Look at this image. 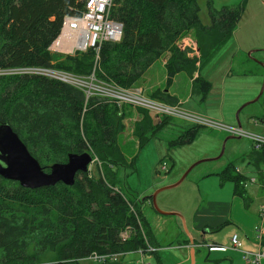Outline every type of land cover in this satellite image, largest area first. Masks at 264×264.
Wrapping results in <instances>:
<instances>
[{
  "label": "trees",
  "instance_id": "16d2710c",
  "mask_svg": "<svg viewBox=\"0 0 264 264\" xmlns=\"http://www.w3.org/2000/svg\"><path fill=\"white\" fill-rule=\"evenodd\" d=\"M142 2L111 0L108 17L122 24L121 39L102 43L98 53L87 50L77 64L87 75L76 74L78 79L93 75L99 82L129 89L169 53L165 63L169 86L177 73L194 72L188 50L178 46L183 37L195 32L198 42L206 39V61L234 32L244 12L243 4L216 10L213 0H208L210 24L203 26L198 0ZM84 7L85 0H0V70L58 71L60 64L54 63L48 48L59 36L64 18L78 17ZM94 55L93 68L89 59ZM194 82L202 103L211 84L200 77ZM83 96L82 89L43 75L1 74L0 124L12 129L45 172L52 165L65 164L70 154L111 148L120 155L116 118L123 104L91 95L83 109ZM163 97L175 103L169 95ZM145 128V118L134 126L142 147L148 143L143 138ZM197 134V129L189 128L177 140L179 144L170 141L169 147L190 144ZM252 149L258 178L262 179L259 165L264 151L255 150L253 145ZM217 175L221 183L232 182L234 194L245 199L248 178L237 172L232 162ZM145 199L151 203V196ZM129 205L130 201L110 188L101 175L94 180L88 170L77 172L72 185L58 182L37 189L0 176V264H78L93 253L120 254L119 259L132 252L148 253L153 247L148 222L141 210L132 208L134 214L129 212ZM127 227L130 237L122 241L120 233ZM156 248L150 254L161 264Z\"/></svg>",
  "mask_w": 264,
  "mask_h": 264
},
{
  "label": "rangeland",
  "instance_id": "374dc122",
  "mask_svg": "<svg viewBox=\"0 0 264 264\" xmlns=\"http://www.w3.org/2000/svg\"><path fill=\"white\" fill-rule=\"evenodd\" d=\"M140 3L142 0H138ZM208 0H198L199 6V20L203 26H208ZM143 4V2H142ZM244 5V12L241 20L236 26L235 34L228 39L223 46L214 54L203 67L201 75L207 78L212 85L210 90V99L206 103L193 102L195 95L188 100V104L178 102L176 98L175 103L169 102V99L163 95H169L168 85H166L165 77V63L169 60L170 54L166 53L158 63L154 64L153 68L144 75L143 79L138 81L129 89L120 88L115 85H108L97 81L96 83L105 86H112L113 88L122 90H134L141 87L144 92L142 94L146 98L156 100L157 102L177 105L181 110L196 113V115L205 117L219 124L226 126H237L236 112L247 102L255 99L260 91L262 80L261 73L264 74L263 69L256 61L263 62L259 56L262 54L256 47H251V43H264V0H213V8L220 10L223 7H235ZM188 37L192 39L191 47H188ZM199 35V39H200ZM198 36L195 32L191 36L183 37L179 42V48L188 50L187 57L194 63V71L202 66L206 54H209L208 44L205 41L198 42ZM202 39V38H201ZM264 45V44H262ZM264 48V46L262 47ZM257 49L251 57L247 53ZM89 52L72 51L69 46L63 47L62 51L54 54V63H58V73H65L72 77H79V75H87V71L77 69V64ZM258 54V55H257ZM90 55V54H89ZM88 55V56H89ZM257 55V57H256ZM94 59H89L95 66L97 56ZM77 61V62H76ZM264 63V62H263ZM262 71V72H261ZM189 71L180 72L171 88V94L185 100L190 96L191 90L198 91V100H200V90L195 84L191 87L189 84ZM14 75L12 70H0V75ZM61 75V74H58ZM80 76L79 79L84 81L79 87L74 79H69V84L74 85L85 92L87 87H90L91 78ZM226 77V78H225ZM192 78V77H191ZM56 79V78H55ZM78 79V78H77ZM58 80V79H57ZM99 82V83H98ZM87 90V89H86ZM196 92V91H195ZM170 96V95H169ZM100 98V96H98ZM214 98L219 99L215 102ZM222 101V102H221ZM88 103L87 96H83V109ZM201 110L204 112L202 113ZM144 114V116L142 115ZM199 113V114H197ZM201 114V115H200ZM221 114L223 119L221 120ZM261 114H264V94L258 101L251 103L244 107L238 114V121L241 129L247 133L263 135L264 123L260 122ZM204 115V116H203ZM208 117H206V116ZM148 117V118H147ZM147 119V128L144 133V141L148 143L142 147L143 141H139L136 134H134V126L136 123ZM119 126L117 135V145L120 155L114 152L111 148L106 150H90L88 153L92 157V162L88 165V171L92 178L96 180L99 175L104 178L105 182L110 188L119 191L123 198L130 201L129 212L133 209L141 210L142 215L146 216L149 223H151V230L157 238L163 239L168 243L173 242L170 236L174 233V226L166 224L168 221H173L171 217H162L158 215L151 203L140 204L141 198L151 196L157 189L171 185L177 182L185 171L195 162L202 159H213L220 153L221 147L225 138L231 135L217 131L210 127H201L194 125L185 120L175 116H169L162 113H154L146 108L123 104L121 107V114L116 118ZM257 121L258 123H254ZM189 128L197 129V137L188 145H177V141L184 135V131ZM183 134V135H182ZM182 135V136H181ZM181 136V137H180ZM170 141H174L176 146L170 148ZM252 143L248 138L235 137L225 142L224 153L218 160H210L197 165L186 176L184 181L177 187L165 190L159 193L156 197V203L159 209L164 211L177 210L181 202L187 207L190 206V200L202 191V186L214 188L215 183L219 187L221 184L219 176L216 174L221 171L227 164L233 163L236 169L241 174H245L248 179L256 178L257 183L252 184L246 182L245 190H250L253 187L260 186L257 179L254 165L249 163L247 157L250 158ZM119 155V156H118ZM134 162V163H133ZM165 163V169H161V164ZM253 173H249L251 171ZM219 184H218V183ZM231 184V182H224ZM179 198H182L179 199ZM99 205V203H98ZM140 205V206H139ZM133 208V209H132ZM157 216V217H156ZM158 218L160 221L154 220ZM170 218V219H169ZM168 220V221H167ZM224 229L214 233L218 238H225L226 233ZM123 231V230H122ZM175 231H177L175 229ZM178 234L185 236L184 231H177ZM184 238V237H183ZM174 242H176L174 240ZM150 245H154L153 243ZM127 256V257H126ZM163 263L170 261L174 263L179 258V252L163 251L160 256ZM136 258L134 253H130L122 257L120 262L128 261L132 263ZM146 259L152 264H157L153 256H146ZM132 260V262L130 261ZM78 264H96L90 261L80 260ZM134 264V263H132Z\"/></svg>",
  "mask_w": 264,
  "mask_h": 264
},
{
  "label": "crops",
  "instance_id": "0c3cea01",
  "mask_svg": "<svg viewBox=\"0 0 264 264\" xmlns=\"http://www.w3.org/2000/svg\"><path fill=\"white\" fill-rule=\"evenodd\" d=\"M235 30L225 40V42L235 34L236 32ZM192 33L193 32H190L187 36H191ZM188 38H189L188 47H191V44L193 42L190 37ZM223 44L219 46V48L210 56L208 60L203 61L202 66L198 68L197 71L188 73L189 79H190L189 84H191V87L193 85L195 86L194 80L196 77H200L204 79L205 81L209 82L207 78H204L201 75V71L204 65L211 58H213L214 54L223 46ZM262 44L264 43L256 44V43L250 42L249 46L261 48V49H258V50H261L260 52L262 53L260 54L259 58L264 62V48H262L264 45ZM252 50H257V49H252ZM158 62L159 60L156 63ZM165 63H162V65L165 66ZM153 67L154 66H152L146 73H148ZM258 68L263 69V67L261 66H259ZM261 74L262 75H260V78L262 80V78H264V74L263 73ZM178 75L179 73H177L172 78V81H171L172 85H173V82L175 81V78H177ZM164 78L166 79V70H165ZM172 85L170 84L168 86L169 90H167V92L170 95V97L175 99L176 101H177L176 98H179L180 100H178V102L185 103L186 105L188 104V100L192 98L193 95H195L193 102L197 103L199 101L198 91L196 89V86H195V90H191V92L193 91L194 92L190 93V96L186 97V99L183 100L180 97L175 96L176 94L174 93L171 94ZM211 88H212V85H211ZM139 89H141L144 92V90L141 87H139ZM210 90L207 93L206 98L203 103H206L209 101L210 95H211L209 94ZM214 101L219 102L220 104L219 99L214 98ZM201 112L204 113L202 110ZM190 113H193V112H190ZM220 117L222 120L223 115L221 114ZM263 118H264V114L263 116L261 114L260 122L262 123H263ZM254 123H258V122L254 121ZM197 135L195 136L194 139H196ZM251 151L252 152L250 153V158L247 157L249 160L248 165L250 164L254 165V161L256 160V157L253 155L254 151L252 149V146H251ZM254 167H255L254 173H256L257 175V179L260 183V186L253 187L250 190L246 189L245 199L234 194V185L232 182L231 184H227V185L226 183L219 184L217 182L219 184V187L216 185V183L214 185L215 186L214 188L202 186V191H200L201 194L197 196L194 195V197L192 198V201L190 200V206L187 207L186 205L183 204V201H182L180 206L177 207V210H173V212H177L182 215L185 221L187 232L183 230L182 222L180 218H178L177 216H162V217H171L173 221L167 220L168 222H166V224L168 223L174 226V228L177 231L178 230L184 231L185 232V236H183L184 238L181 237L178 234V232L175 231V229H174V233L170 236L173 242L168 243L167 241H164L163 239L157 238L154 235V232L151 230V223L148 222L145 216L146 221L148 222L151 234H152V241H153L152 243L154 244L153 247L151 248L155 249L157 247L156 249H158V251L155 255H157L161 264H251L243 260L242 252L243 251L255 252L261 248H264V186L261 184V179L258 178L257 172L259 171L257 169V166L254 165ZM259 167L260 169L262 168L263 170L264 159L262 161V164L259 165ZM249 173H253L252 169L251 171H249ZM243 175L245 176V174ZM245 177L248 178L247 176ZM247 181L248 179L246 180V182ZM142 199L143 198H141V200ZM179 199L182 200V198H179ZM142 203H145V200H142ZM147 203H150V202L148 201ZM154 220L160 221L158 218H154ZM223 228H225L224 229V232L226 233L225 238H218L217 236H214L215 232ZM234 235L237 236L239 243H240V246L238 247V249L231 248L230 239ZM174 240L176 242H174ZM211 246H220L222 249L221 250H209ZM166 250L170 252H174V253L176 251L179 252V258L175 260L174 263H171L170 261H168V263L166 262L163 263V259L160 256L162 255V252ZM153 251L155 252V250ZM134 254L136 255V258L133 262L132 260H130L132 263L152 264L150 261L146 259V256H153L150 254V252L140 253V251H138V252H134ZM83 260L90 261L96 264H132V263H129L128 261L120 262L121 260L104 262V263L95 262V261L89 260L88 258L83 259ZM257 264H264V258L260 260Z\"/></svg>",
  "mask_w": 264,
  "mask_h": 264
},
{
  "label": "built area",
  "instance_id": "2783aa9c",
  "mask_svg": "<svg viewBox=\"0 0 264 264\" xmlns=\"http://www.w3.org/2000/svg\"><path fill=\"white\" fill-rule=\"evenodd\" d=\"M111 0H85L84 10L78 17H65L62 23V28L57 39L49 46L50 53H58L62 51L63 47L69 46L74 52H86L89 49H94L98 53L100 46L105 42H119L122 36L123 26L120 22L112 20L108 17ZM64 36L66 39H64ZM64 39V40H63ZM15 74H39L49 78L58 79L62 82H71L69 79H74L76 84L81 87L84 84L78 77H72L65 73H58V71L46 68H21L12 70ZM61 74V75H58ZM90 87L85 89L87 97L97 95L106 98L108 101L114 102L118 105L129 104L148 109L154 113H162L169 116H175L185 120L194 125L201 127L214 128L217 131H223L225 134L237 137H246L251 141L255 150L264 151V134L257 135L243 131L237 126H226L219 124L205 117L181 110L177 105H166L153 99L146 98L142 94L141 89L122 90L113 88L112 86L100 85L95 82L93 75L90 76ZM264 123V118H263ZM161 169H165V163L161 164ZM239 172L238 169H236ZM247 182L256 183V178L248 179ZM260 184V183H259ZM261 184L264 186V167L262 170ZM131 229L127 227L120 233L122 241L129 239ZM231 248L238 249L240 246L236 235L230 239ZM220 246H211L209 250H221ZM155 250L149 247L148 252ZM142 253V251H140ZM121 257L120 254H91L88 259L100 263L117 261ZM242 258L245 262L257 264L264 258V248L255 252L243 251Z\"/></svg>",
  "mask_w": 264,
  "mask_h": 264
},
{
  "label": "water",
  "instance_id": "95a60500",
  "mask_svg": "<svg viewBox=\"0 0 264 264\" xmlns=\"http://www.w3.org/2000/svg\"><path fill=\"white\" fill-rule=\"evenodd\" d=\"M256 50H252L247 53L248 57H251ZM261 67H264V63L256 61ZM264 92V78L261 84L260 91L255 99L242 105L236 112L237 127L241 128L238 121V114L247 105L258 101ZM235 136H228L225 138L221 147L220 153L213 159H202L192 164L180 179L171 184L157 189L151 195V205L153 209L164 216H177L182 222V227L187 232L184 218L181 214L173 211H164L158 208L156 203V197L159 193L173 189L180 185L186 176L197 165L210 161L218 160L222 157L225 148V142L229 139H233ZM92 157L88 153H82L80 155L70 154L65 164L52 165L48 172H45L38 162L30 155L25 145L21 142L18 136L12 131V129L6 124H0V176L6 180H12L18 182L20 186L29 189H37L47 186H53L58 182H62L66 185H72L77 172H87L88 165L92 162Z\"/></svg>",
  "mask_w": 264,
  "mask_h": 264
},
{
  "label": "bare ground",
  "instance_id": "6f19581e",
  "mask_svg": "<svg viewBox=\"0 0 264 264\" xmlns=\"http://www.w3.org/2000/svg\"><path fill=\"white\" fill-rule=\"evenodd\" d=\"M64 39H66V37H65V36H64ZM64 39H63V40H64Z\"/></svg>",
  "mask_w": 264,
  "mask_h": 264
}]
</instances>
